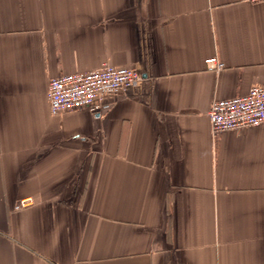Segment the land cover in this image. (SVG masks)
<instances>
[{
  "label": "crops",
  "instance_id": "1",
  "mask_svg": "<svg viewBox=\"0 0 264 264\" xmlns=\"http://www.w3.org/2000/svg\"><path fill=\"white\" fill-rule=\"evenodd\" d=\"M104 61L144 79L50 112ZM253 84L264 0H0V264H264V124L206 115Z\"/></svg>",
  "mask_w": 264,
  "mask_h": 264
},
{
  "label": "built area",
  "instance_id": "2",
  "mask_svg": "<svg viewBox=\"0 0 264 264\" xmlns=\"http://www.w3.org/2000/svg\"><path fill=\"white\" fill-rule=\"evenodd\" d=\"M206 64L209 69L215 70L223 66L215 57L207 58ZM143 79L142 71L115 66L108 61L92 70L50 77L46 91L50 112L56 114L86 108L100 113L110 107V97L128 91ZM206 115L212 132L264 124V84H253L242 95L212 100ZM26 202L21 200L15 208Z\"/></svg>",
  "mask_w": 264,
  "mask_h": 264
}]
</instances>
